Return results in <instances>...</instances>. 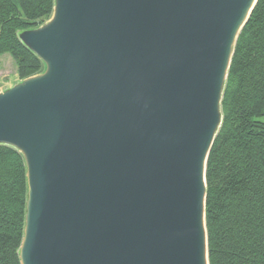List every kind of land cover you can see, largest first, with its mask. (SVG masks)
<instances>
[{
  "label": "water",
  "instance_id": "obj_1",
  "mask_svg": "<svg viewBox=\"0 0 264 264\" xmlns=\"http://www.w3.org/2000/svg\"><path fill=\"white\" fill-rule=\"evenodd\" d=\"M256 0H54L0 92L26 168L20 264H208L205 164Z\"/></svg>",
  "mask_w": 264,
  "mask_h": 264
},
{
  "label": "trees",
  "instance_id": "obj_2",
  "mask_svg": "<svg viewBox=\"0 0 264 264\" xmlns=\"http://www.w3.org/2000/svg\"><path fill=\"white\" fill-rule=\"evenodd\" d=\"M54 0H0V53L20 80L43 70L18 37L49 19ZM221 123L205 164L208 264H264V0L240 29L221 101ZM26 168L22 154L0 144V264H20Z\"/></svg>",
  "mask_w": 264,
  "mask_h": 264
},
{
  "label": "rangeland",
  "instance_id": "obj_3",
  "mask_svg": "<svg viewBox=\"0 0 264 264\" xmlns=\"http://www.w3.org/2000/svg\"><path fill=\"white\" fill-rule=\"evenodd\" d=\"M47 20L48 19H44L38 26L42 25ZM20 81L21 80L17 76L16 63L12 56L7 52L0 53V92ZM261 119L264 121V117Z\"/></svg>",
  "mask_w": 264,
  "mask_h": 264
},
{
  "label": "crops",
  "instance_id": "obj_4",
  "mask_svg": "<svg viewBox=\"0 0 264 264\" xmlns=\"http://www.w3.org/2000/svg\"><path fill=\"white\" fill-rule=\"evenodd\" d=\"M17 83V82H16ZM5 89H7V88H5ZM3 91V90H2Z\"/></svg>",
  "mask_w": 264,
  "mask_h": 264
}]
</instances>
